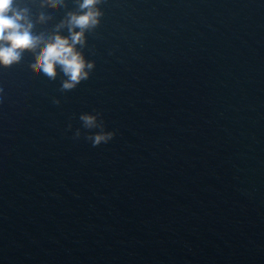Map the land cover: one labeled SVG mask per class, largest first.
<instances>
[{
  "label": "water",
  "instance_id": "95a60500",
  "mask_svg": "<svg viewBox=\"0 0 264 264\" xmlns=\"http://www.w3.org/2000/svg\"><path fill=\"white\" fill-rule=\"evenodd\" d=\"M100 7L74 89L0 66V264H264V0Z\"/></svg>",
  "mask_w": 264,
  "mask_h": 264
},
{
  "label": "clouds",
  "instance_id": "9594fccd",
  "mask_svg": "<svg viewBox=\"0 0 264 264\" xmlns=\"http://www.w3.org/2000/svg\"><path fill=\"white\" fill-rule=\"evenodd\" d=\"M102 3L103 0H76V9L69 10L50 33L37 34L35 25L47 23L53 18L51 15L41 11L34 21L30 8L22 7L19 0H0V66L9 68L18 64L24 53L30 52L34 62L29 67L38 77L54 81L62 73L60 90L74 89L90 77L96 66L95 60L86 59L83 49L87 46L86 33L95 31L101 24ZM62 6H65V0H40L41 8L59 9ZM64 29H67V35L63 34ZM3 92L0 88V93ZM2 99L0 96V102ZM53 102L59 104L60 100L57 98ZM100 116L98 112L80 115L84 129H100L87 135L93 147L109 142L116 134L105 130ZM81 135V129H77L75 137Z\"/></svg>",
  "mask_w": 264,
  "mask_h": 264
}]
</instances>
